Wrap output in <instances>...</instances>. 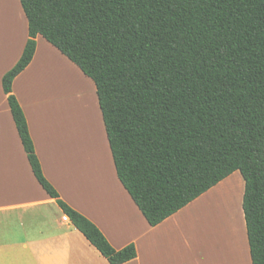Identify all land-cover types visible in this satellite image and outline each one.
I'll use <instances>...</instances> for the list:
<instances>
[{
    "label": "trees",
    "instance_id": "16d2710c",
    "mask_svg": "<svg viewBox=\"0 0 264 264\" xmlns=\"http://www.w3.org/2000/svg\"><path fill=\"white\" fill-rule=\"evenodd\" d=\"M28 38L1 80L32 174L109 264L115 250L59 199L11 93L41 36L95 87L116 177L154 227L238 172L251 264H264V0H19Z\"/></svg>",
    "mask_w": 264,
    "mask_h": 264
},
{
    "label": "crops",
    "instance_id": "0c3cea01",
    "mask_svg": "<svg viewBox=\"0 0 264 264\" xmlns=\"http://www.w3.org/2000/svg\"><path fill=\"white\" fill-rule=\"evenodd\" d=\"M16 2L20 10L15 20L17 27H0V264H109L68 218L62 219L65 215L55 200L38 184L12 120L1 80L19 60L28 38L26 18L19 0ZM85 86L89 90L85 91ZM11 93L25 116L44 177L59 199L93 223L112 248L134 246L136 257L125 264H213L216 256L223 261L220 264H227L230 254L237 257L232 264H251L240 175L234 172L151 227L116 177L95 87L89 78L38 35L32 60L12 81ZM58 107L67 113L62 129ZM93 130L99 134L97 141ZM103 160L107 168L104 177ZM235 176L240 179L243 248L239 246L234 221L229 234L220 232L218 225L227 224L216 218L225 215V199L220 201V207L218 202L215 204L214 212L211 208L208 211L209 229L217 228L220 240L212 244L209 237L208 247L203 248L197 241L196 209L226 189L225 183L236 184ZM205 211L201 217L206 216Z\"/></svg>",
    "mask_w": 264,
    "mask_h": 264
},
{
    "label": "rangeland",
    "instance_id": "374dc122",
    "mask_svg": "<svg viewBox=\"0 0 264 264\" xmlns=\"http://www.w3.org/2000/svg\"><path fill=\"white\" fill-rule=\"evenodd\" d=\"M7 3H8L9 7L6 6V5L5 6L7 7V9L10 8V11L8 9V12H10V13H8V15H9V16L7 15L8 17L6 15H0V27H17L16 24H15L16 23L15 20H17V16L16 15H19V12H20V10H19V8L17 6V2H16V0H8ZM12 24L14 26H11ZM69 79H70L69 80L70 83H72V80H71L72 77H70ZM76 83H78V82H76ZM76 83H75V85H77ZM83 89H85V91L89 90V88L87 86H85V88H83ZM89 93L91 95V98L93 99L92 92L89 91ZM68 94H71V93H68ZM93 104H94V107H95L94 99H93ZM60 109L61 108H59V107L57 108V115H58V111H60ZM66 110H68V109H66ZM64 114H65V111H62L61 115H64ZM96 114H97V112H96ZM66 115H67V113L65 114V116ZM59 126H60V124H59ZM97 135L99 137L98 132H97ZM235 174L236 175H240L238 172H235ZM236 177L237 176H235V180H236ZM236 181H237V182H235L236 184H234L233 186L228 184V183H225L224 185L226 186V189L221 190L219 195L218 194L217 195L214 194V199H210L207 204H203V202H202L201 206L199 204V206L196 209L195 215L198 216L197 217V226H198L197 227L198 228V233H197L198 240L197 241H198V244L200 243L203 246V248H204V245H205L206 248L208 247V239H209V237L211 239L212 244L216 243L218 241V239L220 240V238L217 236V233H218L217 228L216 229L213 228L212 230L209 229V220H208L209 214H208V211L210 210V208L212 209L217 202H218V206L220 207L219 203H220L221 200H224V199L227 200V202H228L227 205L228 206H227V208L225 207V215H224V217L222 216V219H221L220 217L217 216L216 220H222L227 225H228L227 222H230L231 225H232V221H234V223H235V233H237V231H240V233L242 234V232H243V227H242L241 219H240L241 211H240L239 203H238V198L240 197V193H239V197H238V190H237L238 189V185H239L238 183H239L240 179L237 178ZM222 187L223 186L219 187L217 189V191L219 189H222ZM213 193H214V191L211 192L207 197L212 196ZM236 195H237V197H236ZM203 201H205V200H203ZM201 207H203L204 210H206L205 211L206 216H204V217H201V213H202V211H204V210H202ZM213 212H214V210H213ZM226 215H227V218H226ZM200 222H201V224H200ZM227 225H218L220 227V232L227 231V233L229 234L231 229H233V225L230 226V227L227 226ZM220 235L223 238V234L220 233ZM199 238H201V240H199ZM229 242H230V240H229ZM202 246L199 245L198 247L200 249H203ZM202 255H203V253H202ZM230 255H231V257L229 259H227V261H226L227 264H232L234 262L233 260H235L237 258L235 254L234 255L230 254ZM220 262H223V261L222 260L219 261V258H217V256H216L215 260H213V264H220Z\"/></svg>",
    "mask_w": 264,
    "mask_h": 264
},
{
    "label": "bare ground",
    "instance_id": "6f19581e",
    "mask_svg": "<svg viewBox=\"0 0 264 264\" xmlns=\"http://www.w3.org/2000/svg\"><path fill=\"white\" fill-rule=\"evenodd\" d=\"M8 0H0V7L3 9H1L0 8V12L2 13H0V15H8V13H10V12H8V9H9V11H10V8H8L7 9V7L6 6H8ZM2 4V5H1ZM6 5V6H5ZM9 7V6H8ZM9 16V15H8ZM7 16V17H8ZM77 85H81L80 84V82H78V83H76ZM61 109H60V111H58V122H59V124L61 125V129H62V127H64V125H65V121H66V117H65V114L64 115H61ZM68 117V116H67ZM95 123V122H94ZM94 139L97 141L98 140V135H97V132H96V130H94ZM99 146L101 147V154L103 153L102 152V146L100 145V143H99ZM103 163V164H102ZM101 167H102V172H103V177H104V172H106V170H107V168H106V162H104V160H103V162H101ZM237 189V188H236ZM238 190V192H239V188L237 189ZM236 197H237V195H236ZM235 198V197H234ZM238 233V239H239V246L241 247V248H243V245H242V237H241V233H240V231H238L237 232ZM240 249V248H239Z\"/></svg>",
    "mask_w": 264,
    "mask_h": 264
},
{
    "label": "built area",
    "instance_id": "2783aa9c",
    "mask_svg": "<svg viewBox=\"0 0 264 264\" xmlns=\"http://www.w3.org/2000/svg\"><path fill=\"white\" fill-rule=\"evenodd\" d=\"M62 219H63V220H65V221H67V220H68V219H67V217H65V216H63V217H62Z\"/></svg>",
    "mask_w": 264,
    "mask_h": 264
}]
</instances>
